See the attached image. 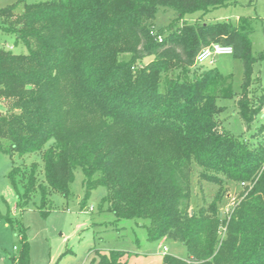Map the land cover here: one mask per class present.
<instances>
[{
    "label": "trees",
    "instance_id": "1",
    "mask_svg": "<svg viewBox=\"0 0 264 264\" xmlns=\"http://www.w3.org/2000/svg\"><path fill=\"white\" fill-rule=\"evenodd\" d=\"M236 0H48L0 9V31L27 53L0 47V153L11 160L7 179L24 212L37 197L41 216L50 197L70 196L80 169L85 196L105 190L101 210L133 220L149 242L173 241L184 258L162 264H264V140L252 146L225 131L220 98L239 96L238 115L248 131L264 109V89L249 98V32L230 22L204 23L213 10ZM172 12L155 28L157 16ZM200 14L194 23L188 16ZM157 36L162 42H157ZM212 43L230 45L242 64L239 94L230 78L194 64ZM150 58L148 62L143 60ZM264 124L253 136L262 135ZM41 164H17L27 155ZM196 173V174H195ZM211 184L210 202L196 201L192 180ZM229 182L241 184L229 215L219 207ZM0 221L20 242L16 264H28L19 218ZM89 264H127V252L95 251Z\"/></svg>",
    "mask_w": 264,
    "mask_h": 264
},
{
    "label": "rangeland",
    "instance_id": "2",
    "mask_svg": "<svg viewBox=\"0 0 264 264\" xmlns=\"http://www.w3.org/2000/svg\"><path fill=\"white\" fill-rule=\"evenodd\" d=\"M48 0H0V9L15 5L21 10L24 3H38ZM173 13L168 12L157 16L155 28L167 25ZM200 14L187 17L189 23H194ZM221 18L219 21H227L236 25L239 30L249 32L251 42V54H264V0H236L235 4L216 9L202 17L204 23L212 18ZM213 20V19H212ZM0 47H4L16 54H25L24 45H14V37L5 35L0 31ZM150 58L143 61L148 62ZM212 68L230 78L231 94H239L242 84V64L232 56L216 58ZM249 98L264 89V60H258L252 65ZM239 96L232 98H220L216 103L224 110L218 115L221 127L230 134L247 141L252 146L258 141L264 140L262 135L253 136L264 124V109L253 121L250 129L246 131L245 125L238 115L236 101ZM5 102L0 100V112L5 111ZM17 164L29 165L32 162L41 164L39 156L27 155L17 159ZM11 169L10 158L0 153V211L6 208L2 201L10 207L11 214L19 218L25 229L28 242V264H89L95 258V251L106 253L111 250L127 252L125 260L127 264H162V256L165 254L174 257H186V248L173 241L149 242L146 240L145 229L140 225L146 222L133 220L116 221L111 213L101 210V199L105 196L102 187L94 189L81 210L79 202L85 196L83 188V175L80 169L73 174V181L69 186L70 196L65 199L59 195H52L51 211L47 217L41 216L37 207L38 198L35 197L24 212L15 209L16 196L7 179V173ZM196 174V173H195ZM193 193L196 201L192 204L196 207L203 202H210L215 189L211 184L199 183L194 175L192 180ZM225 196L219 207L222 216L227 217L234 206L239 194L243 190L241 184L229 182L226 185ZM163 248L166 249L165 254ZM20 242L11 229L3 221H0V264H16L13 258L19 254Z\"/></svg>",
    "mask_w": 264,
    "mask_h": 264
},
{
    "label": "built area",
    "instance_id": "3",
    "mask_svg": "<svg viewBox=\"0 0 264 264\" xmlns=\"http://www.w3.org/2000/svg\"><path fill=\"white\" fill-rule=\"evenodd\" d=\"M157 42H162V38L157 36ZM233 48L230 45H224L220 43H212L206 47L200 49L194 59V64L198 66L212 67L217 57L221 56H232ZM166 249L163 248L161 254H165Z\"/></svg>",
    "mask_w": 264,
    "mask_h": 264
},
{
    "label": "crops",
    "instance_id": "4",
    "mask_svg": "<svg viewBox=\"0 0 264 264\" xmlns=\"http://www.w3.org/2000/svg\"><path fill=\"white\" fill-rule=\"evenodd\" d=\"M229 5H227V6H225V8L226 7H228ZM222 8H224V7H222ZM219 9H221V8H219ZM213 11H215V10H213ZM209 14H211V12L210 13H208V15ZM207 15V14H206ZM213 19V20H212ZM211 19V21L210 22H207V23H213V22H223V21H219L221 18L219 17V18H212ZM224 22H227V21H224ZM162 242V241H161Z\"/></svg>",
    "mask_w": 264,
    "mask_h": 264
}]
</instances>
